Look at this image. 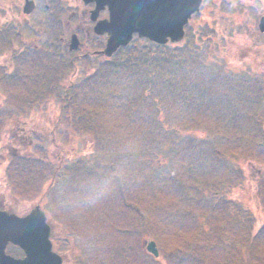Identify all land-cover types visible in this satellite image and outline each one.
<instances>
[{
    "label": "rangeland",
    "instance_id": "obj_1",
    "mask_svg": "<svg viewBox=\"0 0 264 264\" xmlns=\"http://www.w3.org/2000/svg\"><path fill=\"white\" fill-rule=\"evenodd\" d=\"M41 1L39 4L44 2ZM60 1L65 11L60 15L62 43L65 39L68 43L70 35L75 32L82 47L81 51L76 50L77 53L87 52L98 38L92 31L89 7L81 0ZM16 2L19 4V0ZM203 2V13L210 7L229 6V10L233 11L223 17L226 19L224 24L228 25L230 21L238 23L242 30L236 33V38L230 39L223 32V24L217 27L219 36L215 39L218 46L214 45L212 52L209 51L206 56L201 53L204 57L198 58L200 64H196L198 68H195L198 76L203 80L215 78L213 87L223 95L229 87L226 82L232 73L242 75L244 82L261 79L260 89L264 90V34L258 31L260 17L264 16V0ZM23 4L24 0L22 7ZM1 6V23L9 18L20 22L21 19L18 17L17 20L8 10L10 1L4 0V7ZM104 15L100 14V17H106ZM23 17L29 20V29L34 30V26H39V6L30 14H23ZM201 18L194 16L189 20L191 32H198L205 16ZM220 34L225 35L224 38ZM36 38H28V45L38 42ZM197 39L193 42L200 52L203 47ZM0 61V65L5 66V54L0 55ZM84 62L83 59L76 61V74L86 72L91 67ZM210 63L224 68H210ZM185 73L191 72L186 70ZM75 76L71 74V78ZM68 82L64 80L63 84ZM112 87L113 94L106 101L111 107H118L132 88L125 86L121 80L115 81ZM11 91L18 100L23 90L16 87ZM12 100V95L6 94L0 85V109H3L0 114V209L22 216L39 206L51 229L52 249L62 256V264H226L224 259L233 257L231 243L244 241L240 228L227 219L229 214L222 208L209 206L208 200L213 192L199 188L203 180L219 182L224 176H230L220 167L214 171L206 169L208 166L202 160L198 163L196 151L187 144L193 134L191 126L194 127L195 122L199 125V131L208 132L209 119L202 116V110L199 113L192 110L191 115L188 109L174 105V100L167 94L160 95L157 100L159 110L145 102L142 104L143 110L138 111L143 118L140 121L147 119L144 128L154 130L157 135V139L152 140V146L156 156L164 163V168L156 170L155 167L152 171L155 175L158 172L156 176L162 178L164 185L159 188L155 180L144 181L143 177L131 176L132 167L109 163L107 159L100 164L92 161L91 139L76 132L71 135L73 130L68 128L65 117L56 118L59 113L68 117L67 113L59 110L58 105L62 104L56 95L48 96L42 103L37 101L32 106L24 105V112L14 108L10 103ZM104 111L103 130L108 133L110 148L131 151L138 145L132 130L141 131L140 126L127 122L122 125L120 112L110 107ZM198 118H202L201 121ZM158 119L170 129H164ZM176 134L181 138L177 139ZM230 147L231 159L235 158L231 165L238 166L244 178L238 183H231L222 194L228 196L226 202L251 210L259 218L256 226L264 225V190H255L257 181L264 186V160L250 159L249 155L255 147L242 140L231 142ZM259 147L264 148V138L259 142ZM57 148L64 149L66 164L83 157L88 159L87 172H83L81 179L75 183L63 170H59L55 178H48ZM241 148L248 151L240 153L238 150ZM35 155H40L44 163L39 168V174L44 172L45 178L43 176L39 180L38 190L31 188V193L21 195L11 185L6 166L12 162L13 156ZM252 155H257L256 149ZM170 165L172 169L169 172ZM192 168L195 174L189 177ZM164 174L166 181L163 182ZM47 184L49 188H46ZM240 222L246 221L240 219ZM149 240L155 242L157 256L146 250ZM252 264H264V250L255 252Z\"/></svg>",
    "mask_w": 264,
    "mask_h": 264
},
{
    "label": "trees",
    "instance_id": "obj_2",
    "mask_svg": "<svg viewBox=\"0 0 264 264\" xmlns=\"http://www.w3.org/2000/svg\"><path fill=\"white\" fill-rule=\"evenodd\" d=\"M3 2L4 0H0L1 7H4ZM203 5L202 0L199 12L194 14L198 18L205 16L201 26L198 27V32H191L187 24L182 41L160 45L145 38L134 37L129 44L119 47L111 57L105 58L97 55L78 57L77 51H81V46L77 51H70L61 41L63 28L60 15L65 12L62 2L44 0L39 4V26H34L35 30H39V37L33 29L27 32L21 29L19 21L9 18L10 20H6L5 23L0 22V55L6 56L5 66L0 65V85L6 94L12 95L13 100L10 103L19 112L25 111L24 105L32 106L37 101L42 103L48 96L56 95L62 104L58 105L59 110L67 113L68 116L59 113L56 118L59 120L65 117L68 128L73 130L71 135L76 132L91 139L89 141L93 152L92 161L100 164L107 159L109 163L132 167L131 176L143 177L144 181L155 180L159 188L163 187L164 183L161 177L156 176L158 172L155 175L152 170L155 167L156 170L163 169L164 163L156 156L152 146V140L157 139L156 133L152 129L144 128L147 119L144 122L140 121L143 118L138 113L143 110L142 104L148 102L149 107L153 106L155 110H159L156 103L160 95L169 94L174 100V105L178 108L182 106L184 110L188 109L191 115L192 110L197 113L202 110V116L209 119L208 132L199 131V125L195 122L194 127L191 126L190 130L193 134L187 140V144L196 151L198 163L202 160L204 165L208 166L206 169L214 171L220 167L219 169L226 170L230 176H224L225 179L222 178L219 182L203 180L199 188L201 191L205 188L213 192L208 200L209 206L222 208L227 212L230 216L227 219L240 228V235L244 238L243 242L231 243L234 250L230 252L233 257L224 259V262L252 264L255 252L264 250V225L256 226L259 218L243 206L238 207L226 202V199L229 200L228 196L222 192L226 191L231 183H238L244 178L243 171L238 166L231 165L235 159H231L233 156L231 142L238 143L242 140L254 145L257 155H252L254 149L249 158L255 157L259 162L261 159L264 160V148L259 149V142L261 143L264 138V90L260 89L261 79L253 78L250 82H244L242 75L232 73L229 75L231 78L226 82L229 87L223 95L213 87L215 78L209 77L208 80H203L198 76L195 71L198 68L196 64H200L198 58L204 57L201 53L206 56L212 52V47L217 45L215 39L219 36L217 27L223 24V32L230 39L236 38V33L242 30L238 23L234 24L230 21L228 25L224 24L226 19L223 17L233 11V9L229 10V6L218 5L219 9L210 7L203 13ZM239 10L241 11L237 9ZM225 35L220 34L221 38ZM35 37L39 38V42L29 44L27 50H22L28 44H25L24 39ZM196 38L202 43L203 49L199 50L200 52L193 42ZM35 45L39 46V50ZM103 45L104 37H98L90 45L89 50H98ZM82 59L91 67L86 72L76 74V61L80 62ZM210 65L212 66L210 68H224L213 63ZM186 70L191 73L186 74ZM73 73L76 76L71 78ZM64 80L69 82L63 84ZM119 80L123 81L125 86L131 87L132 91L122 102H119L118 107H111L106 99L113 94V83ZM16 87L23 90L18 100L11 91ZM109 107L115 112H120L122 125L127 122L130 125L140 126L141 131L132 130L138 145L131 151L110 148L108 133L103 130L104 109ZM2 112L3 109H0V114ZM201 119L198 118L200 121ZM157 121L164 129H170L161 119ZM175 137L181 138L179 134ZM238 151L241 153L248 150L241 148ZM65 156L64 149L57 148L48 178L50 180L55 178L57 172L63 170L69 180L75 183L81 179L80 175L83 172H87L88 159L83 157L66 164ZM13 157L12 162L7 164L6 170L10 173L8 179L14 190L21 195L31 193L33 191L31 188L38 190L39 180L44 176L42 171V174H39V168L44 164L40 155ZM171 169L170 165L168 171L170 172ZM194 174L192 168L189 177ZM164 181H166L165 174ZM155 182L152 183L155 185ZM217 184L219 187H216ZM255 184V190H264L260 181ZM47 186L46 188L50 187L49 184ZM240 219L246 222L241 223ZM241 224L243 227H240ZM7 251L17 256L22 254V251L13 245H9Z\"/></svg>",
    "mask_w": 264,
    "mask_h": 264
},
{
    "label": "water",
    "instance_id": "obj_3",
    "mask_svg": "<svg viewBox=\"0 0 264 264\" xmlns=\"http://www.w3.org/2000/svg\"><path fill=\"white\" fill-rule=\"evenodd\" d=\"M202 0H82L93 4L89 19L94 22L93 31L106 35L104 48L95 51L109 57L120 46L127 45L134 35L156 44L179 42L184 36V26L193 13L199 10ZM35 7L33 0H25L23 12L29 14ZM107 10V17L99 18L100 11ZM258 28L264 32V16ZM79 47L76 34L70 36L69 50ZM50 226L44 211L33 207L25 215H17L0 209V264H61L62 258L52 250L49 239ZM8 244L18 246L22 257L5 252ZM146 250L158 255L153 240L146 243Z\"/></svg>",
    "mask_w": 264,
    "mask_h": 264
},
{
    "label": "flooded vegetation",
    "instance_id": "obj_4",
    "mask_svg": "<svg viewBox=\"0 0 264 264\" xmlns=\"http://www.w3.org/2000/svg\"><path fill=\"white\" fill-rule=\"evenodd\" d=\"M8 1H10L9 12L12 13V15L17 20H18V17L21 19L20 20V23L21 24L19 23L20 28L23 29V30H25L27 32V30L29 29V27H28L29 26V20L27 18L24 19V17H23V14L24 13L22 11V0H19V4H18V2L15 3V0H8ZM39 1H41V0H34L35 7L39 6ZM263 3H262V5H263ZM34 30H35V28H34ZM35 31H36V33L38 34V37H39V30H35ZM262 34H264V33H262ZM36 41H37V38H36ZM24 42H25V44L28 43L27 39H24ZM38 42H39V38H38ZM64 43H65L66 46L68 45L66 39H65V42ZM35 46H36L35 48L39 50V46H37V45H35ZM31 47H33V46H31ZM27 48H28V44L25 45L22 50H27ZM85 55H93V54H92V51L88 50L87 52L84 51L81 54H78V57H83ZM94 55L101 56L100 54H94Z\"/></svg>",
    "mask_w": 264,
    "mask_h": 264
}]
</instances>
